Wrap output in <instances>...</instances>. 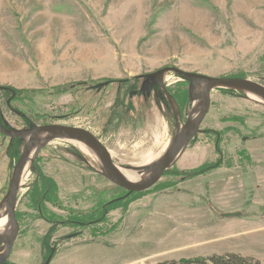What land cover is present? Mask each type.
<instances>
[{
  "label": "rangeland",
  "instance_id": "374dc122",
  "mask_svg": "<svg viewBox=\"0 0 264 264\" xmlns=\"http://www.w3.org/2000/svg\"><path fill=\"white\" fill-rule=\"evenodd\" d=\"M166 66L264 84V0H0L9 126L25 128L27 117L84 127L122 169L149 162L191 105L188 81L172 71L173 103L159 86L140 90ZM23 149L0 132V201ZM87 159L55 139L28 164L4 264L50 255L49 264H156L227 251L264 260V104L249 93L215 88L201 131L147 190L128 192Z\"/></svg>",
  "mask_w": 264,
  "mask_h": 264
},
{
  "label": "water",
  "instance_id": "95a60500",
  "mask_svg": "<svg viewBox=\"0 0 264 264\" xmlns=\"http://www.w3.org/2000/svg\"><path fill=\"white\" fill-rule=\"evenodd\" d=\"M169 71L188 81L190 109L184 124L177 122L176 133L159 158L146 165H132L127 168L130 171H135L138 175H142L141 179L137 181H131L125 176L122 167L111 157L107 146L92 131L84 127L60 123L39 125L31 122L28 127L15 128L7 126L0 118V132L11 139L18 138L24 143V149L14 165L8 190L0 201V220L2 215L7 216L11 224L9 229L0 230V264H4L10 257L20 229L16 209L26 165L28 162L32 164L40 150L52 140H74L85 144L100 159L101 167L99 170L97 169L100 174L130 193L144 191L151 188L164 172L177 162L190 142L201 131V125L211 105V93L215 88H228L253 94L262 100L260 102L264 104V84L261 82L243 77L210 76L175 66H166L147 74L141 91H150L154 85H158L173 103L164 83L165 73ZM111 82V80L102 81L89 88L101 90ZM175 112L178 118V111L175 110ZM236 214L226 213L225 215L234 216ZM51 259L52 255L47 258L44 264H49Z\"/></svg>",
  "mask_w": 264,
  "mask_h": 264
},
{
  "label": "trees",
  "instance_id": "16d2710c",
  "mask_svg": "<svg viewBox=\"0 0 264 264\" xmlns=\"http://www.w3.org/2000/svg\"><path fill=\"white\" fill-rule=\"evenodd\" d=\"M143 264L153 263L148 262ZM156 264H264V260H261L254 255L243 254L237 251H227L224 253H213L206 257L165 259Z\"/></svg>",
  "mask_w": 264,
  "mask_h": 264
},
{
  "label": "bare ground",
  "instance_id": "6f19581e",
  "mask_svg": "<svg viewBox=\"0 0 264 264\" xmlns=\"http://www.w3.org/2000/svg\"><path fill=\"white\" fill-rule=\"evenodd\" d=\"M164 78H165V76H164ZM249 96L252 98V99H254V100H256V101H261L262 102V100H260L258 97H256L255 95H253V94H249ZM170 140V139H169ZM169 140H168V142L166 143V145H165V149L163 150V152L161 153V154H159V155H157L154 159H151L149 162H146V163H141L140 161L141 160H134V159H132V162L134 163L133 165H146V164H149V163H151V162H153V161H155L157 158H159L164 152H165V150L167 149V147H168V145H169ZM194 140V139H193ZM68 141H70V142H73V143H76L77 144V148L83 153V155H85V156H87L88 157V159H87V161L92 165V166H94L96 169H100V167H101V161H100V159L98 158V156L88 147V146H86L85 144H83V143H81V142H78V141H74V140H68ZM190 144H191V142H190ZM190 144H189V146H190ZM188 146V147H189ZM188 147H187V149H188ZM108 148V147H107ZM186 149V150H187ZM108 150H109V152H110V155H111V157L112 158H114L113 157V152L110 150V148H108ZM138 163H140V164H138ZM28 164H29V162L27 163V165H26V168H27V166H28ZM26 170V169H25ZM122 171H123V173L125 174V176L129 179V180H131V181H137V180H140L141 179V177H142V175H138V173H136L135 171H130V170H125V169H122ZM11 227V224H10V222L8 221V218H7V216H4V215H2V218H1V220H0V230H3V229H9ZM1 245V244H0Z\"/></svg>",
  "mask_w": 264,
  "mask_h": 264
},
{
  "label": "flooded vegetation",
  "instance_id": "af4514ba",
  "mask_svg": "<svg viewBox=\"0 0 264 264\" xmlns=\"http://www.w3.org/2000/svg\"><path fill=\"white\" fill-rule=\"evenodd\" d=\"M143 86V85H142ZM142 88V87H141ZM141 88H140V90H141ZM159 88H158V85H154L152 88H151V90L150 91H148V90H145L144 92H146V93H148V94H150V93H152L154 90H158ZM0 118H1V120L4 122V119L1 117V114H0ZM25 119H26V121L28 122V126L30 125V121H28V118L27 117H25ZM5 123V122H4ZM33 123V122H32ZM7 124V123H6ZM7 126H9V124H7ZM27 126V127H28ZM17 139V138H16ZM13 140H15V139H13ZM23 143V142H22Z\"/></svg>",
  "mask_w": 264,
  "mask_h": 264
},
{
  "label": "crops",
  "instance_id": "0c3cea01",
  "mask_svg": "<svg viewBox=\"0 0 264 264\" xmlns=\"http://www.w3.org/2000/svg\"><path fill=\"white\" fill-rule=\"evenodd\" d=\"M229 213H231V212H229ZM225 214H226V213H225ZM225 214H224V216H226ZM243 254H244V253H243ZM249 255H251V254H249Z\"/></svg>",
  "mask_w": 264,
  "mask_h": 264
}]
</instances>
